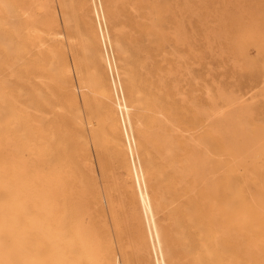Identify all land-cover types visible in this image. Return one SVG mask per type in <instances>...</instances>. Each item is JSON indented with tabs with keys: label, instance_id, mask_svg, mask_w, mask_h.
I'll return each instance as SVG.
<instances>
[{
	"label": "bare ground",
	"instance_id": "obj_1",
	"mask_svg": "<svg viewBox=\"0 0 264 264\" xmlns=\"http://www.w3.org/2000/svg\"><path fill=\"white\" fill-rule=\"evenodd\" d=\"M115 9L0 0V264H264V119L220 87L181 120Z\"/></svg>",
	"mask_w": 264,
	"mask_h": 264
},
{
	"label": "rangeland",
	"instance_id": "obj_2",
	"mask_svg": "<svg viewBox=\"0 0 264 264\" xmlns=\"http://www.w3.org/2000/svg\"><path fill=\"white\" fill-rule=\"evenodd\" d=\"M111 1L117 11V23L121 26L125 24L124 33L130 35L135 44L145 48L142 51V55L146 56L142 68L143 73L148 78L153 77L151 79L156 80L154 84L158 85L163 90L160 93L165 95V98L167 97L166 106L173 104V110L176 111L178 117H181V120L184 115L186 118L189 115V118L192 119L194 117L192 113L196 114L195 117L201 116V110L208 111L209 108L217 104L219 108L220 106L222 108L223 104H229L225 103L228 101L225 99V95L234 97L237 94L235 97L239 98L238 101H241L240 98H242V101L245 100L252 106L254 115L251 113L249 120H256H251V123L261 124L263 122L264 20L261 13L262 7L259 6V2L256 3L258 0H254L256 3L253 2L254 5L251 0H109V2ZM120 3L121 5H119ZM177 29H180L182 34V38H178L179 41L177 36H174ZM251 30H255L254 33L251 32L252 39L262 42V44L258 43L257 45L252 40L247 45L240 46L242 35ZM184 67L189 68L190 71ZM167 72L170 74H166ZM172 72H175L176 76ZM159 74L163 80L165 79L161 84L160 78H158ZM175 80L178 83L176 86H174L176 82L172 84ZM164 82L165 84H163ZM173 87H178V89ZM182 88L184 89L182 90ZM207 88L210 89L209 92ZM219 89L225 97H220ZM231 89H233V93ZM176 90H180V92ZM205 90L208 94L212 91V95L209 96L212 97L215 94L213 98L217 102H214L211 97V101H208L209 97L206 95L207 92L205 94ZM229 92L231 93L229 94ZM216 96H218L217 99ZM182 97L185 98L181 99ZM188 99L192 104L188 103ZM223 99L226 101L223 102ZM220 102L223 104L220 105ZM182 106L185 107V110ZM228 106L224 108H228ZM186 109H188L187 112ZM197 109L200 110L199 114ZM38 113L40 112H36V114ZM178 135L180 137L181 133ZM180 140L184 141V137L181 136ZM183 141H179L177 147L180 148L176 147L175 149L176 158L179 161H182L185 155L189 154L188 150L192 149L190 139L187 143ZM221 156L225 159L226 155ZM222 170L221 168L218 174H221ZM242 175L248 179L242 185L247 191L246 193L250 194L249 192L255 190V185L250 179L252 174L247 175V171L241 168L239 171L240 181L243 180Z\"/></svg>",
	"mask_w": 264,
	"mask_h": 264
}]
</instances>
